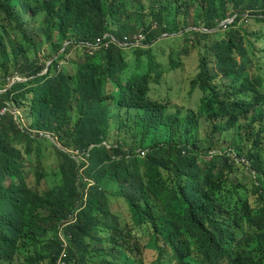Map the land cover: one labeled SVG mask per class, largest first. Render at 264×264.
<instances>
[{
  "label": "trees",
  "instance_id": "1",
  "mask_svg": "<svg viewBox=\"0 0 264 264\" xmlns=\"http://www.w3.org/2000/svg\"><path fill=\"white\" fill-rule=\"evenodd\" d=\"M152 2L93 0L89 15L57 16L52 25L28 16L22 26L20 15L31 9L26 1L0 0V91L8 89L0 107L15 102L26 108L30 129L90 154L85 175L95 185L66 230L72 238L62 262L264 264V28L249 30L244 21L249 13L264 22V0L173 2L171 16L193 28L177 35L200 51L192 85L204 93L205 124L192 111L169 112L166 103L151 98L152 83L160 84L165 71L147 49L133 50L130 58L114 44L68 58L108 33L124 42L143 32L144 44H152L165 34L153 23L163 13L153 12ZM235 15L227 27L220 26ZM68 42L42 75L47 66L42 55L54 59ZM182 54L172 53V70ZM61 61L69 65L59 70ZM16 76L24 81L10 87ZM47 143L57 150V172L54 186L42 193L29 185L25 168L36 164L39 184L49 176L42 153ZM138 149L147 155L128 157ZM217 149L224 154L209 158ZM230 151L246 157L253 176ZM88 186L70 154L32 138L13 117L2 119L0 264H59L58 226ZM111 197L127 202L133 226L112 211ZM144 227L146 246L135 231ZM146 248L158 252L153 262L145 261Z\"/></svg>",
  "mask_w": 264,
  "mask_h": 264
},
{
  "label": "rangeland",
  "instance_id": "2",
  "mask_svg": "<svg viewBox=\"0 0 264 264\" xmlns=\"http://www.w3.org/2000/svg\"><path fill=\"white\" fill-rule=\"evenodd\" d=\"M202 21V19H201ZM245 25L249 30H256L264 28V22L258 21L254 16H249L245 19ZM139 35V34H137ZM135 36V35H132ZM180 35L174 36H162L152 47V52L156 55L159 62H161L165 68L170 66V56L174 50L182 51L186 48L190 49V53L186 54L183 52L181 56L182 65L179 69L166 73L162 83L152 84V98L160 101H164L169 106V111L174 112L178 109H182L184 112L194 111L198 117L201 118L202 122L205 124V117L201 116L200 110L202 105L203 92L200 89L193 90L192 80L198 73L200 65V51L193 50L191 48V43L185 37H179ZM150 46H144L148 48ZM77 50L84 52L83 48L75 49L70 57H75ZM130 56L133 53L129 52ZM44 56V55H43ZM46 60V58H44ZM50 62V61H49ZM49 64V63H48ZM66 63L63 62V65ZM207 135V127L203 129L202 138H205ZM59 148H62L61 144L58 141L53 142ZM208 143L206 142L203 150H205ZM42 153L44 155V162L46 164V172L49 176L38 183V170L36 164L27 163L25 168L28 183L35 189L44 193L50 190L54 186V176L57 172V150L56 148L47 143L42 148ZM39 151L35 150L33 154V159L35 161L39 160ZM254 161V157H249ZM244 170H248L247 165H242ZM252 175H254L252 173ZM111 208L114 213L119 215L122 221L132 224L131 212L128 204L124 199L114 197L111 199ZM136 233L139 235L143 245L147 244L149 237L147 232L143 230H136ZM158 256V253L152 249H146L144 252V258L146 262L154 261Z\"/></svg>",
  "mask_w": 264,
  "mask_h": 264
},
{
  "label": "clouds",
  "instance_id": "3",
  "mask_svg": "<svg viewBox=\"0 0 264 264\" xmlns=\"http://www.w3.org/2000/svg\"><path fill=\"white\" fill-rule=\"evenodd\" d=\"M249 16H254L252 14H246L245 18H244V21L246 18H248ZM237 17V15L235 16H231L229 18H227L226 20H224L220 26H225L227 27V24L228 23H232L235 18ZM255 17V16H254ZM156 28V27H155ZM139 35L137 34H132V35H135V36H127L125 37L124 39V42H120L118 41L112 34H106L104 35L103 37H100L96 40V42L94 43H86L84 45H81L79 47H77L76 49H79V48H83L84 49V52H88L90 54H94L102 49H109L112 45L114 44H118L120 45L121 47L125 48L127 51H128V55L130 58H132L134 56V52L133 50L135 49H147L148 51H150V53L154 54L152 52V47L154 46V44L157 42V40L162 37V36H174V35H169V34H164L162 36H160L159 38H157V40H155L152 44H144L146 39H147V35L143 32L141 33H138ZM180 37V36H179ZM70 45V43H66L65 45V48L61 51V53L59 55H57L54 59H51V60H45V62L47 63V66L45 68V70L42 72V75H45L49 72V69L51 67V65L53 64V62L55 60H57L60 55L65 51V49ZM144 46H150L148 48H144ZM47 50V48H46ZM75 50V49H74ZM80 51V50H77V52ZM132 52L133 55L130 56L129 52ZM81 52V51H80ZM174 52V51H173ZM183 52H185L183 50ZM73 53V52H72ZM71 53V54H72ZM82 53V52H81ZM186 53V52H185ZM70 54V55H71ZM187 54V53H186ZM44 55V58H45V54ZM42 55V56H43ZM70 55L68 56V58H75V57H70ZM155 55V54H154ZM172 55V54H171ZM183 55V54H182ZM156 56V55H155ZM157 58V57H156ZM170 59H171V56H170ZM180 60V66L177 68L179 69L182 65V62H181V57L179 58ZM158 60V59H157ZM50 61V62H49ZM63 62H65L66 64L63 65ZM159 62V61H158ZM49 63V64H48ZM161 63V62H159ZM162 64V63H161ZM69 65V62L68 61H61L60 62V65L58 66L59 70H62L64 68V66H67ZM163 65V64H162ZM200 66V65H199ZM163 68H164V71H165V75L166 73L168 72H171V71H174V70H177V69H171V62H170V66L168 68H165V66L163 65ZM199 72V70H198ZM198 74V73H197ZM164 75V77H165ZM197 76V75H196ZM195 76V77H196ZM163 77V79H164ZM162 79V81H163ZM195 79V78H194ZM193 79V80H194ZM19 80V81H24L23 79H21L19 76H16L15 79L12 81V84L10 85V87H12L16 81ZM192 80V81H193ZM161 81V83H162ZM160 83V84H161ZM152 84H158V83H152ZM158 84V85H160ZM152 87V85H151ZM193 87V85H192ZM196 89H200V88H196ZM193 88V90H196ZM8 89L6 90H2V91H6L7 92ZM201 90V89H200ZM0 91V92H2ZM5 92V93H6ZM152 92V91H151ZM203 92V91H202ZM4 94V93H3ZM1 96V95H0ZM150 96H151V93H150ZM203 96H204V93H203ZM152 98V96H151ZM154 99V98H152ZM203 99V98H202ZM156 100V99H154ZM157 101H160V100H157ZM160 102H163V103H166L164 101H160ZM167 104V103H166ZM168 105V104H167ZM168 110H169V106H168ZM177 111V110H176ZM174 111V112H176ZM192 111V110H191ZM201 111H202V105H201V110H200V114H201ZM170 112V111H169ZM194 112V111H192ZM185 113H188V112H185ZM195 113V112H194ZM196 114V113H195ZM8 116H11L15 119V121L18 123V125L20 126L21 129H23L24 131L27 130L28 133L31 135L32 138H38V139H44V140H48L50 141L52 144H54L53 142H56L58 141V139L52 135L51 133H48V132H45V131H37V130H32L29 128L30 126V123H29V119L27 117V114H26V108L24 107H18L16 105L15 102H5L4 105L2 107H0V121L2 119H4L5 117H8ZM198 116V115H197ZM58 143L60 144V142L58 141ZM55 145V144H54ZM104 145H106L109 149L112 148V144H110L109 142H104ZM56 146V145H55ZM62 146V145H61ZM58 147V146H56ZM59 148V147H58ZM62 150H64L65 152H67L68 154H70L72 156V158L77 162L78 164V170H79V176H80V181H85L86 183H88V188L85 189V188H82L81 189V193H82V198L77 202V206L75 208V210L69 214L68 218L62 220V222L59 224L58 226V230H57V236H58V239L61 243V247H62V254H61V258L59 260V264H64L62 262V259L64 257H66V250L67 248L70 246V239L72 238V235L70 233H67L66 230L67 228L73 224L74 222H76L77 218H78V214L80 213V211L85 207L86 205V202H87V197H88V192H89V188L93 185H95V182L93 180H90L88 178H86V175H85V170L90 166V160H89V157H90V154L86 151H82L80 149H67V148H64L62 146V148H60ZM148 151L147 150H144V149H138L136 151V153H132V152H129L128 154V157H131V156H134V154H137L141 157H145L147 155ZM216 154H224V150L223 149H217V150H213L211 153H210V156L209 158H212L213 156H215ZM229 156L232 158L233 161H235L236 163H238L239 165H247L248 166V170L251 172V174L253 173L252 170H250V167H251V164L249 162L246 161V157H239L236 153L234 152H229ZM254 174V173H253ZM27 175V174H26ZM253 176V175H252ZM28 181V179H27ZM30 185V184H29ZM31 186V185H30ZM32 187V186H31ZM33 188V187H32ZM35 189V188H34ZM37 190V189H36ZM39 191V190H38ZM114 198V197H111V199ZM120 198V197H118ZM111 199H110V203H111ZM123 199V198H122ZM126 202V201H125ZM127 203V202H126ZM129 206V205H128ZM112 209V208H111ZM130 209V208H129ZM116 214V213H115ZM119 216V215H118ZM120 217V216H119ZM132 218V217H131ZM121 219V217H120ZM122 221V219H121ZM124 222V221H122ZM127 223V222H126ZM129 224V223H127ZM131 226H133V221H132V224H129ZM139 229V230H145L148 234V230L147 228H136L135 231ZM138 235V234H137ZM139 236V235H138ZM149 237V235H148ZM140 238V237H139ZM141 240V239H140ZM142 243V242H141ZM149 244V241L147 244L142 245L143 246H146ZM146 249H152V248H146ZM145 249V250H146ZM152 250H155V249H152ZM156 251V250H155ZM145 252V251H144ZM157 252V251H156ZM158 253V252H157ZM158 257V256H157ZM157 259V258H156ZM155 259V260H156ZM153 262V261H152ZM150 263V262H148Z\"/></svg>",
  "mask_w": 264,
  "mask_h": 264
},
{
  "label": "crops",
  "instance_id": "4",
  "mask_svg": "<svg viewBox=\"0 0 264 264\" xmlns=\"http://www.w3.org/2000/svg\"><path fill=\"white\" fill-rule=\"evenodd\" d=\"M31 8L28 13L20 15V25H24V19L31 16L33 21L43 19L52 25L57 16L62 19L75 17L84 12L89 15L91 6L89 4L93 0H25ZM105 1V0H102ZM174 0H153L152 11L163 13L161 17L154 20L155 25H159L161 32L165 34H181L193 30L192 26L185 23L183 20L171 16Z\"/></svg>",
  "mask_w": 264,
  "mask_h": 264
},
{
  "label": "water",
  "instance_id": "5",
  "mask_svg": "<svg viewBox=\"0 0 264 264\" xmlns=\"http://www.w3.org/2000/svg\"><path fill=\"white\" fill-rule=\"evenodd\" d=\"M6 91H2V92H0V95H2L3 93H5Z\"/></svg>",
  "mask_w": 264,
  "mask_h": 264
}]
</instances>
